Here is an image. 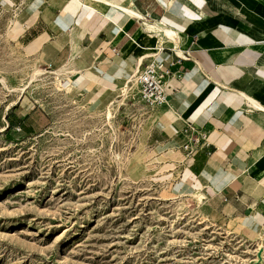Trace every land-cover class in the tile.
Listing matches in <instances>:
<instances>
[{"label":"rangeland","instance_id":"374dc122","mask_svg":"<svg viewBox=\"0 0 264 264\" xmlns=\"http://www.w3.org/2000/svg\"><path fill=\"white\" fill-rule=\"evenodd\" d=\"M37 3L0 0V264H264V223L176 186L133 82L90 101L51 73L66 56L31 78L39 58L10 29Z\"/></svg>","mask_w":264,"mask_h":264},{"label":"crops","instance_id":"0c3cea01","mask_svg":"<svg viewBox=\"0 0 264 264\" xmlns=\"http://www.w3.org/2000/svg\"><path fill=\"white\" fill-rule=\"evenodd\" d=\"M37 2L20 12L24 22L14 20L11 36L43 63L73 55L90 101L112 98L150 60L170 64L168 102L155 119L178 157L169 175L231 216L264 223V0ZM173 51L190 56L175 62ZM188 124L207 133L209 155L184 157Z\"/></svg>","mask_w":264,"mask_h":264},{"label":"built area","instance_id":"2783aa9c","mask_svg":"<svg viewBox=\"0 0 264 264\" xmlns=\"http://www.w3.org/2000/svg\"><path fill=\"white\" fill-rule=\"evenodd\" d=\"M175 54V62H180L190 56L189 52ZM170 64L158 60H150L137 71L131 81L136 85L140 100L150 108H158L167 104V94L165 91L168 79L173 75ZM186 141L179 148L183 152L184 157H190L198 150H204L209 155L213 146L207 139L205 131L187 125L183 129Z\"/></svg>","mask_w":264,"mask_h":264},{"label":"bare ground","instance_id":"6f19581e","mask_svg":"<svg viewBox=\"0 0 264 264\" xmlns=\"http://www.w3.org/2000/svg\"><path fill=\"white\" fill-rule=\"evenodd\" d=\"M14 23V21L13 20H11V25ZM146 26H147V28L149 29V28H153L154 26L153 25H149L148 23H146ZM156 30L157 31H159V32H161V33H166V34H168V35H170L172 32H168V31H166V30H162V29H159V28H156ZM155 32V31H154ZM159 34V33H158ZM171 36V35H170ZM146 55V54H145ZM73 55L72 56H70V58L68 59V61L67 62H65L63 65L61 64V66L57 69L56 68V70L54 69V71L53 72H51V73H53V74H55V75H58V77L60 76V75H62V74H64V75H72V74H74L75 75V73L77 72V71H75V70H73V68L71 69V67H70V65H71V61H70V59H73ZM39 58V60L37 61V63H36V66L34 67V69H33V71H32V75H31V78L32 79H36L37 77H39V76H42L43 74H45V72H46V70H45V68H43V67H41V58L40 57H38ZM137 70H135L134 72H133V74L136 72ZM133 74H132V76H133ZM131 75L128 77V78H125L121 83H120V85L118 86V88H117V90H118V93L121 95V97L122 98H124V97H126L127 96V94H128V91H129V83L130 82H132L131 80V77H132ZM57 81H59V78L57 79ZM116 102L117 101H121V99H117V100H115ZM114 101V102H115ZM140 101V100H139ZM111 103V102H110ZM112 105V103L111 104H108L107 105V107H106V114H107V116L109 117L110 115H111V112H110V106ZM105 114V115H106ZM153 119H156V117H157V114H154L153 116ZM195 195V194H194ZM262 247H264V237L262 238Z\"/></svg>","mask_w":264,"mask_h":264}]
</instances>
